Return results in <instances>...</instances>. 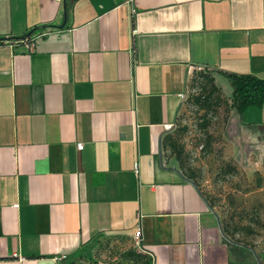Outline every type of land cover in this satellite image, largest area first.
Instances as JSON below:
<instances>
[{
    "label": "crops",
    "instance_id": "0c3cea01",
    "mask_svg": "<svg viewBox=\"0 0 264 264\" xmlns=\"http://www.w3.org/2000/svg\"><path fill=\"white\" fill-rule=\"evenodd\" d=\"M197 66L229 91L223 73L264 79V0H0V264L137 229L148 264H258L161 148ZM228 128L260 157L264 104Z\"/></svg>",
    "mask_w": 264,
    "mask_h": 264
},
{
    "label": "rangeland",
    "instance_id": "374dc122",
    "mask_svg": "<svg viewBox=\"0 0 264 264\" xmlns=\"http://www.w3.org/2000/svg\"><path fill=\"white\" fill-rule=\"evenodd\" d=\"M218 85L221 91L217 101L207 112L194 100L199 88L190 85L177 122L167 133L175 146L182 148L183 173L203 191L226 235L252 246L259 264H264V148L260 157L252 154L249 160L248 154L245 160L235 146L227 143L230 91ZM205 122L207 127H202ZM163 150L165 157L173 156L170 145ZM130 246L103 242L100 258L134 264L121 254Z\"/></svg>",
    "mask_w": 264,
    "mask_h": 264
},
{
    "label": "trees",
    "instance_id": "16d2710c",
    "mask_svg": "<svg viewBox=\"0 0 264 264\" xmlns=\"http://www.w3.org/2000/svg\"><path fill=\"white\" fill-rule=\"evenodd\" d=\"M31 41L30 36H25L22 38H17L16 40H5L6 43H24V42ZM223 76L227 79L230 89V94L228 96L230 111L234 113L236 116L242 114V112L251 106L255 107H262L264 104V79L258 78L254 75H238V74H231V73H223ZM191 86H195L199 92L195 96V102L199 105L200 109L207 112L213 104L217 101L218 93L220 87H218L215 83V78L212 76L211 71L208 69H204L203 71L194 73L191 81ZM207 122L202 124V127H207ZM170 135L166 133L161 139V148L163 151L164 146H169L172 149L173 157H175L178 166L182 171V164H181V156H182V148H178L175 146L172 140H170ZM183 173V171H182ZM185 177L195 183L192 177L183 173ZM223 230V229H222ZM223 233L230 241L235 244H241L244 247H250L253 249L252 246H249L245 243L240 241L231 239L223 230ZM103 242H114L118 245L122 244H130L131 246L127 248V252H121L122 255H126L129 259L133 261L134 264H148L147 257L142 254L140 251L135 250L133 247L132 242L124 241V240H112V239H105L97 243L96 252L91 256H83L78 257L77 260L70 262L68 264H99L103 262L104 264H119V260H110L109 257L100 258L103 254H101L100 246ZM105 257V256H103ZM110 261H109V260ZM256 261L259 264L258 256L256 255Z\"/></svg>",
    "mask_w": 264,
    "mask_h": 264
},
{
    "label": "built area",
    "instance_id": "2783aa9c",
    "mask_svg": "<svg viewBox=\"0 0 264 264\" xmlns=\"http://www.w3.org/2000/svg\"><path fill=\"white\" fill-rule=\"evenodd\" d=\"M25 43V47L28 49V50H32L33 49V42L32 41H29V42H24ZM10 46H14L13 43H9ZM205 68L201 67V66H197V67H191L190 68V72H189V83H188V86L186 87V91L184 93H182L180 95V98L182 100V102L185 101L186 97H185V93L188 94L190 92L189 90V87H190V81L194 75V73L196 72H200V71H203ZM174 124H171V125H168L166 126V130L169 131L173 128ZM76 148L77 150H81L83 148V145L82 144H77L76 145ZM202 148V146H200V149ZM141 231L139 229H137L134 234H133V240H134V247L138 250H142L141 248ZM61 259H65V256H62L60 258ZM99 264H104L103 262H100Z\"/></svg>",
    "mask_w": 264,
    "mask_h": 264
},
{
    "label": "flooded vegetation",
    "instance_id": "af4514ba",
    "mask_svg": "<svg viewBox=\"0 0 264 264\" xmlns=\"http://www.w3.org/2000/svg\"><path fill=\"white\" fill-rule=\"evenodd\" d=\"M236 139L238 140V143L240 144V150L238 151V154L239 155H242L243 156V159L247 153V150H246V144L243 143V138L242 136H237ZM254 146V145H253Z\"/></svg>",
    "mask_w": 264,
    "mask_h": 264
},
{
    "label": "water",
    "instance_id": "95a60500",
    "mask_svg": "<svg viewBox=\"0 0 264 264\" xmlns=\"http://www.w3.org/2000/svg\"><path fill=\"white\" fill-rule=\"evenodd\" d=\"M228 132H229V133H232V132H233V130H232V127H231V126L228 128Z\"/></svg>",
    "mask_w": 264,
    "mask_h": 264
}]
</instances>
